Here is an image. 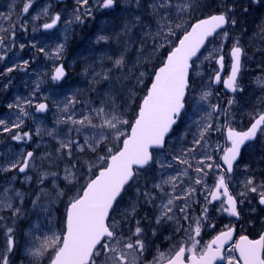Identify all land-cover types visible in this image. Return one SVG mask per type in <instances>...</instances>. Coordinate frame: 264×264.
<instances>
[{"label":"snow or ice","instance_id":"1","mask_svg":"<svg viewBox=\"0 0 264 264\" xmlns=\"http://www.w3.org/2000/svg\"><path fill=\"white\" fill-rule=\"evenodd\" d=\"M34 2L22 0L21 14L27 16ZM134 2L138 10L141 0ZM251 2L264 5V0ZM76 3V14L65 21L66 25L83 24L84 17L92 15L89 0H76ZM94 4L101 10L115 9L117 0H94ZM238 7V0H149L147 19L135 16L123 24L125 36L137 27L142 35L139 41L129 37L125 42V49L129 44L139 43L135 60L127 61L124 52L109 57L113 68L122 72V89L118 92L111 89L99 98L98 104L91 100L84 104L75 96L68 97L64 103V119L57 123H64L68 132L59 141L56 167L66 162L65 188L57 183L61 180L59 171L41 173L38 190L31 199L37 219L25 239L29 264H43L44 259L48 264H264V232L255 239L240 235L226 248L236 232L235 225L229 224L210 241L202 243V232L216 228L209 217L210 206L220 214L240 220L246 202L251 204L252 199H257L259 205H264V178L258 180L250 174L247 164L242 181H237L234 175L242 147L258 134L264 136V111L259 108L252 114L246 130L233 127V109L238 107L236 94L244 91L240 80L247 67L246 50L238 36L229 31L238 24ZM43 12L47 14L48 9ZM197 13H202L203 18L197 17L192 23L191 18ZM39 18V14L33 16V20ZM0 21L8 25L0 24V61H4L9 50L4 34L12 39L14 46L17 25L12 21L11 11L7 15L0 13ZM60 21V13H55L42 28L51 30ZM26 23L25 20L19 25L21 30H27ZM257 35L264 42V24ZM108 41L107 35L96 38L97 43ZM24 47L20 45L21 49ZM64 50V43L57 44L50 52L43 47L39 49L54 61L63 56ZM153 61L157 63L148 72V64ZM205 62L206 68L202 67ZM27 65L28 61L23 65L13 64L0 72V76H7L17 68L25 70ZM111 71L96 76L110 80ZM193 74L200 77L201 91L192 100L207 105L210 110L193 122L196 132L189 127L185 135L190 134L191 141L185 139L177 148L169 140L189 103L188 97L196 91ZM146 75L151 78L149 85L144 84ZM65 77L63 64L56 65L50 76L58 86H62L59 82ZM256 83L264 85V77H257ZM220 84L233 94L232 98L224 104L212 103L211 98L219 95L213 88ZM138 92L143 95L137 97ZM34 96L35 90L23 102L17 98L15 104L7 105L9 109L15 108L17 115L11 122L0 118V135L10 134L17 142L31 140L32 132L22 129ZM77 104L87 111L81 110L77 116ZM47 109L46 103L35 106L36 112ZM221 116L224 127L215 122ZM216 131L224 134L223 145L211 142ZM36 134H40L39 128ZM48 135L52 136L53 132L49 131ZM74 152L89 153L92 158L84 163ZM35 159L33 151H22L0 163V172L26 173L35 167ZM149 169L154 171L150 181L144 179ZM49 176L52 188L46 191L45 180ZM10 184L11 181H6L0 185V213H9L0 214V232L4 236L0 264H11L10 256L17 248L15 221L21 216L25 199V194ZM235 185L240 191H234ZM133 188L135 194L125 206L124 196ZM56 200L64 204V212L59 229L53 230ZM196 205H199L198 213ZM141 208L151 209L152 215H141ZM164 231L169 232L163 237L168 246L161 250L155 239Z\"/></svg>","mask_w":264,"mask_h":264},{"label":"rangeland","instance_id":"2","mask_svg":"<svg viewBox=\"0 0 264 264\" xmlns=\"http://www.w3.org/2000/svg\"><path fill=\"white\" fill-rule=\"evenodd\" d=\"M6 1V2H5ZM3 0L2 4H0V13H3L5 15L9 14L11 11L12 15V21L16 23V35L19 33H22L21 35L15 37L18 40L14 42V46L12 45L13 50L9 52V56L6 58V63H1L2 69H0V72L4 71L6 67H11L13 64L16 65H23L24 61H28V65L25 70H20L17 68V70L13 71L12 73H8L7 76H0V118L5 119L6 121H14L16 119V109H9L7 107L8 104H15L17 102V98L21 102H23L24 99L32 97V94L35 90V96L33 98V105L31 107L27 108V111L30 113L28 117L24 118V123L28 120H31L33 123H36L35 126V137L36 139L28 140L27 146L25 145H16L12 142H3L0 143V159L5 162L6 160L12 158L13 156L18 155L19 153L27 152V151H33L35 154V167L31 168V170L27 171L26 173H19L18 171L10 172L12 173L10 176H6V174L0 173V185H5L6 181H11L10 187H14L15 189L23 192L25 194V197L27 195H30L33 192H36L38 190V184H39V177L40 173L39 171L43 170V172H46L44 170V164L45 159H47L48 154L50 153L52 146L49 144L50 141L52 143H57L59 146V141L63 139L68 132V130H60L59 125H53L50 126L48 117L54 113V109L60 104V102L63 99H66L67 94H70V68H74L75 61L80 58V52H74L70 51L71 45H73L70 41L72 30L74 29L73 23L71 25H66L65 21L69 19H73L74 15L76 14L75 11L71 12L67 9L65 12V16L61 18V21L58 25V27L54 30L47 31L42 28V25L46 22H49V18L54 15L52 14L53 11V5L50 0H46L44 4H38L33 9V12H31V8L35 6H32L29 10V14L27 16H24L21 14V9L23 7L22 0ZM76 1V0H75ZM77 4V3H76ZM239 7L237 8V17L236 19L239 20L238 26L235 27V29L230 30V34L234 36H238V38L241 41V44L244 46L247 54L246 64L247 67L243 71V76H252V77H263L264 70V42L261 41V38L257 35V33L260 31H246L248 28H250V25H247L245 18H248L249 20L254 21L255 23H252V28H260L262 24H264V5L261 4H255L252 3L251 0H240L238 2ZM10 6H14V8H10ZM78 6V5H77ZM92 7V15L91 16H85L92 17L95 13L94 10L97 8L94 4V0H89V5ZM85 6V7H88ZM251 7L252 9H249ZM47 8L48 12L47 14H44L43 10ZM247 8L248 11L245 13L241 9ZM83 11V9H82ZM94 12V13H93ZM39 14V19L33 20V16H36ZM27 21V23L24 25L26 27V31L21 30L19 25L23 23L24 21ZM0 24H3L4 26H8L5 21H0ZM243 29H246L245 31ZM7 34H4V36ZM8 36V35H7ZM252 36V37H250ZM218 42V40H217ZM64 43L65 44V50L63 53V56L59 60H55L49 56H46L45 53H41L39 51L40 48H45L47 52H50L55 48L57 44ZM23 44L25 47L23 49L20 48V45ZM35 45L33 47L32 45ZM13 51V52H12ZM251 62H255V65H251ZM60 63H63L68 71V77L63 82H59L60 85L58 86L54 84L52 81H50L51 73L54 70V67ZM38 64V65H37ZM202 67L206 68V62L202 65ZM254 70H258L256 73L252 74ZM252 71V72H250ZM248 73V74H247ZM5 85H7V88H5ZM37 85H39V88L37 89ZM196 88V87H195ZM200 87L196 90V92H192L189 97V109L186 111L184 115V122L181 127H178L175 130V133L169 140V143H175L177 145V148H179L180 144L183 142V140L191 141L192 136L189 134L188 137L185 135L188 132L189 127H191L192 132H196V126L193 123L194 121H199L200 118L204 115L207 109V105L205 104H196L192 97H197L200 94ZM41 101H49V111L46 115H37L35 113V106ZM259 108V105L257 106ZM254 111V110H253ZM246 114L250 115L251 112L249 109H246ZM217 124L221 126L220 118L216 119L215 121ZM222 127V126H221ZM40 129V134H36V129ZM52 131L53 135L50 137L48 135V132ZM58 134V135H57ZM56 138V140H54ZM264 140V136L262 137ZM211 142L213 144L220 145L221 142V132L216 131L213 132L211 135ZM31 145V146H29ZM58 146H56L58 148ZM1 162V163H3ZM244 174V168L241 169V172L236 176L237 181H242L245 176ZM63 175H60L63 179ZM154 175L153 169H149L146 173H144V179L151 180L152 176ZM194 175V174H193ZM30 176L31 179H27V177ZM15 177V179H12ZM259 177H262L259 175ZM36 184L35 186H32L31 184ZM58 183V181H57ZM209 183H212V179L209 178ZM141 186H143V180H141ZM36 187V189H35ZM52 188L51 184V177L49 176L45 180V190L48 191ZM235 191H240V188L238 185L234 186ZM171 189H169L170 191ZM135 194V190L130 189L128 194L124 196V200L122 201L125 206H127V203L132 199V197ZM34 199V196H32ZM65 201L67 197L64 198ZM201 203H203V200L201 198ZM248 203L246 202L243 205V210H247V214H250L252 211V214L257 211L254 207H247ZM257 204V201H254L252 199L251 204L249 205H255ZM58 205L63 206L64 204L61 203L59 200H56L53 209H58ZM217 203V207H218ZM196 211L199 212V205H196ZM22 213L21 216L15 221L16 226V244L17 248L14 249L13 254L10 256L11 264H29V258L27 255L26 250V235L29 232L30 228H26V225H22L21 222H24L25 220H30L32 217V212L30 211L28 214H24V211L26 213L25 207L22 205ZM254 209V211H253ZM5 213H7L5 211ZM147 213L149 216L152 215L151 209L147 208H141L140 214L144 215ZM2 214V213H0ZM5 216H8V214H3ZM213 216V217H212ZM209 217L211 220H223L226 217L224 214H220L216 208L209 207ZM11 223V221L9 222ZM53 230H57V228H53ZM46 231V230H45ZM211 229H206L204 232H202V243L205 242L204 239L206 238V235L210 233ZM168 235V231H164L159 235V238L155 239V244L160 245L161 250H164V244L162 243L163 237ZM4 247V236L3 233L0 232V249ZM151 259V256L148 257ZM47 259H44L43 264L46 263Z\"/></svg>","mask_w":264,"mask_h":264},{"label":"trees","instance_id":"3","mask_svg":"<svg viewBox=\"0 0 264 264\" xmlns=\"http://www.w3.org/2000/svg\"><path fill=\"white\" fill-rule=\"evenodd\" d=\"M240 0H238L239 2ZM45 0H35L32 6H35L31 8V12H33V9L38 5L39 3L44 4ZM53 5V11L52 14L60 13L61 18L65 16V12L70 10L71 12H74V10L78 7L75 0H51ZM149 0H141V7L137 10L135 7L134 0H117V7L115 9H105L101 10L98 7L95 8L94 14L92 17L84 18V23L80 24L77 22H73L74 29L72 30L71 34V45L70 51L74 52V54L78 51L80 52L81 56L75 61L74 68H70V94H67V97L75 96L78 97L80 101H83L84 104H88L89 101H95L97 104L99 103V98L103 97L107 92H109L111 89H115L117 92L122 89V83L120 80V77L122 75L121 71H117L115 68H113L112 60L109 59V57L115 58L118 54L121 52H124L125 59L127 61H133L136 57V48L139 47V43L136 44H129L127 46V49H125V42L131 37L133 41H139L141 39V33L140 29L133 28L132 32L128 34V36H125L122 27L124 23L130 22L134 19L135 16H141L145 19L148 18V4ZM215 2V0H214ZM231 2V0H229ZM207 11V10H205ZM237 12V10H236ZM197 17H203L202 13L195 14L194 17L191 18V22L195 21ZM237 17V14H236ZM186 21L188 18H185ZM246 24L250 25V20L248 18H245ZM239 24V21H238ZM240 25V24H239ZM244 31L246 29H243ZM247 31V30H246ZM22 33H19L15 35V37L21 35ZM107 35L109 37V41L107 43L105 42H96V38L98 35ZM19 37L16 40H18ZM14 41V42H15ZM5 42L9 45V50H13L12 45L13 41L12 39L5 35ZM8 51V55L9 56ZM13 52V51H12ZM0 61V69H2L1 65L5 62ZM2 63V64H1ZM157 63L156 61H153L152 63L148 64V72H151L153 70L154 64ZM38 65V64H37ZM128 67H131V63L128 64ZM111 69V78L110 80H103L102 77L96 76V74L103 73L107 70ZM150 77L146 75L144 84L149 85L150 84ZM51 81V79H50ZM130 87V85H128ZM116 94V93H113ZM127 93H125V96ZM137 97L142 96L143 92H138ZM66 99H63L60 104L54 109V113L52 116L50 115L48 117L50 126L53 125H59L61 128L60 130H68V127L64 123H57L58 120L62 121L64 119V114L62 112V109L64 107V103L66 102ZM50 103V102H49ZM76 113L77 116L79 115L80 111H87V108L81 107L80 104H77L76 106ZM35 126L36 123H33L31 120H28L23 125V131H31L32 132V138L36 139L35 135ZM75 135V134H73ZM51 137V136H50ZM56 140V138L54 139ZM3 142H12L16 145H25L27 146L28 141H21L17 142L11 139L10 134H3L0 135V143ZM81 142H83V136H81ZM55 143V141H54ZM52 141H50V145L52 146V149L50 153L48 154L47 159H45L44 164V170L46 172H56L59 171L60 175L64 174L63 168L65 167L66 162H60L59 168L56 167V163L58 161V153H57V143L54 144ZM31 146V145H29ZM59 147V146H58ZM74 155H79V159L86 163L88 160H90L92 157L89 153L84 154H77L76 152L73 153ZM3 162L2 159H0V163ZM43 170L39 171L41 174ZM1 173V172H0ZM3 174H6V176H10L12 173L10 172H2ZM61 188H65V183L63 182V179L61 177V180L58 181ZM32 186H35L36 184H31ZM37 187V185H36ZM35 187V189H36ZM67 191V189H65ZM34 193V192H33ZM27 195L24 199L23 206L26 209V213L24 211V214H28L30 211L32 212V217L30 220H25L24 222H21L22 225H26V228H30L31 225L35 224L36 222V215L33 212L31 199L32 194ZM23 210V209H22ZM64 208L63 206L58 205V209L53 210V224L52 227L57 228V230L60 227L59 221L61 220L63 216ZM2 214H8V213H2ZM42 218V217H41ZM46 230V229H45ZM48 264L47 260L46 263Z\"/></svg>","mask_w":264,"mask_h":264},{"label":"flooded vegetation","instance_id":"4","mask_svg":"<svg viewBox=\"0 0 264 264\" xmlns=\"http://www.w3.org/2000/svg\"><path fill=\"white\" fill-rule=\"evenodd\" d=\"M263 14H264V10H263ZM252 23L254 24L255 21L250 23V28L248 30L259 31L260 28H252ZM228 46L230 47V44ZM261 63H264V62H261ZM255 64H256L255 62H251L252 66ZM227 68H228V65H226V71H227ZM263 70L264 68L262 69V71ZM257 71L258 70H254L253 72L252 71L250 72L254 74ZM222 75H226V72L222 73ZM257 77H252L250 75L243 76V72H242L240 83L244 91L242 93L236 94L238 107L236 109H233V111L235 112V121L233 123V127H235L237 130H246L247 127L250 126L251 116L254 112H256L258 105H259V109L261 111H264V104H261V100L264 99V85H261V86L257 85L256 83ZM263 77H264V74H263ZM193 81H194L193 87L194 88L196 87L195 89L197 90L198 87H200V77L193 74ZM213 91L214 93H218L219 95L218 97L214 95L211 98L212 103L224 104L226 103L228 99L232 98V95H233L231 92L226 91L223 88L222 84L215 85L213 88ZM189 107H190L189 104H186V109L183 112L182 117L180 119L179 127L183 125L184 115L186 111L189 109ZM246 109H249V111L251 112L250 115L246 114ZM219 118H220L221 126L224 127L223 116ZM262 137L263 136L258 134L257 138L254 141L246 143L245 146L241 149V160L239 161V168L234 174L235 179H236V176H238V174L241 172V169L244 168L245 164L250 166V170H251L250 174H254L258 180L261 178H264V140L262 139ZM221 141L223 142H221L220 145H223L225 143L223 133H221ZM243 175L245 176V174ZM259 175L262 177H259ZM254 201H257V204L245 205L251 208L254 207L257 210L255 211L254 214H252V211L250 214H247V210H243L242 217L238 221L233 220L232 218L228 217L227 214H224L226 218L223 220H220V221L211 220L216 225V228L215 230H211L210 233L206 235V238L204 239V241L205 242L210 241L219 231H221L224 228L225 225H229V224L235 225L236 227L235 240L238 239L240 235H248L250 239L258 238L259 234L261 232H264V207L259 205L257 199H254ZM162 243L164 244L163 245L165 248L164 250H166L168 246V242L164 241L163 239Z\"/></svg>","mask_w":264,"mask_h":264},{"label":"water","instance_id":"5","mask_svg":"<svg viewBox=\"0 0 264 264\" xmlns=\"http://www.w3.org/2000/svg\"><path fill=\"white\" fill-rule=\"evenodd\" d=\"M202 50H203V49H202ZM202 50H201V51H202ZM64 69H65V68H64ZM65 72H66V69H65ZM66 75H67V73H66ZM65 78H66V77H65ZM65 78H64V79H65ZM42 103H46V102H42ZM46 104H47V103H46ZM47 105H48V104H47ZM47 111H48V109H47ZM47 111H46V112H47ZM46 112H43V113L36 112V113H37V114H45ZM175 126H176V125H175ZM175 126H174V127H175ZM253 141H254V140H253ZM249 142H251V141H249ZM246 143H248V142H246ZM243 147H244V146H243ZM243 147H242V148H243ZM262 206H264V205H262ZM234 238H235V234H234V237H233V241H234ZM233 241H230L229 244L226 245L225 247L231 245V243H232Z\"/></svg>","mask_w":264,"mask_h":264},{"label":"bare ground","instance_id":"6","mask_svg":"<svg viewBox=\"0 0 264 264\" xmlns=\"http://www.w3.org/2000/svg\"><path fill=\"white\" fill-rule=\"evenodd\" d=\"M5 1V0H4ZM3 0H0V4H2ZM6 2V1H5Z\"/></svg>","mask_w":264,"mask_h":264}]
</instances>
